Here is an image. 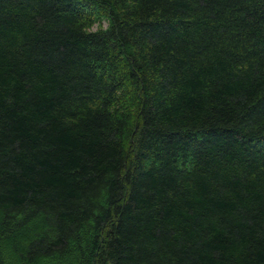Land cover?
<instances>
[{
  "label": "trees",
  "instance_id": "obj_1",
  "mask_svg": "<svg viewBox=\"0 0 264 264\" xmlns=\"http://www.w3.org/2000/svg\"><path fill=\"white\" fill-rule=\"evenodd\" d=\"M0 264H264V0H0Z\"/></svg>",
  "mask_w": 264,
  "mask_h": 264
},
{
  "label": "rangeland",
  "instance_id": "obj_2",
  "mask_svg": "<svg viewBox=\"0 0 264 264\" xmlns=\"http://www.w3.org/2000/svg\"><path fill=\"white\" fill-rule=\"evenodd\" d=\"M36 232V231H35Z\"/></svg>",
  "mask_w": 264,
  "mask_h": 264
}]
</instances>
